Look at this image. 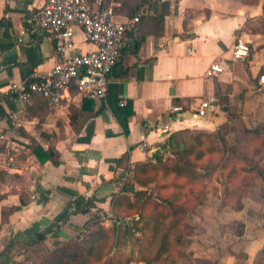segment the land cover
Masks as SVG:
<instances>
[{"label":"crops","instance_id":"1","mask_svg":"<svg viewBox=\"0 0 264 264\" xmlns=\"http://www.w3.org/2000/svg\"><path fill=\"white\" fill-rule=\"evenodd\" d=\"M105 1L113 8L121 2ZM44 2L0 0V264L22 258L20 251L38 233L53 245L85 234L92 216L106 229L115 227L107 217L121 192L117 178H129L135 164L156 154L172 156L163 147L172 133L212 132L234 112L252 125L264 122V85L258 84L264 34L257 28L262 0H150L134 13L145 9L146 17L125 33L103 100L91 102L71 86L57 105L37 95L23 105L6 94L10 83L31 80L57 60L51 32L27 21ZM239 37L248 42L249 54L234 60ZM75 42L76 52L93 48L80 29ZM213 64L222 71L209 76ZM201 99H210L213 108L196 116ZM122 101L132 102L131 115L113 113ZM172 105L182 110L172 112ZM33 141L51 158L41 163ZM217 205L197 211L201 227L190 236L194 256L214 264H253L264 249V199L247 196L241 208Z\"/></svg>","mask_w":264,"mask_h":264},{"label":"trees","instance_id":"2","mask_svg":"<svg viewBox=\"0 0 264 264\" xmlns=\"http://www.w3.org/2000/svg\"><path fill=\"white\" fill-rule=\"evenodd\" d=\"M149 1L121 0L120 6L113 8L114 14L131 17L136 10L149 3ZM251 2H257V0H251ZM103 5L107 6L105 0ZM162 5L165 6L167 3L164 2ZM145 13L144 9L139 22L132 29H138L146 17ZM257 28L264 34V0H262L261 22ZM74 89L77 91L75 86ZM89 100L94 102L92 99ZM116 106L119 110L112 107V111L116 116H129L133 112L131 101H127L122 107H119V103ZM244 118L245 121L242 122V126L245 129L247 139L249 141L262 140L260 139L262 137V144H264V134L262 133L264 126H261V128L255 127L249 122L248 118ZM220 126L218 127L220 128ZM217 129L212 132L199 129H183L174 132L163 144V147L168 146L172 156L163 159L156 154L153 159H147L133 166L129 181L125 183L120 193L113 196L112 211L120 219L129 214L138 215V218L142 220L140 225L135 226L133 222L126 223L123 233L120 234L115 227L104 228L100 224L99 216H92L84 224L85 234L76 235L65 241H58L54 248L47 250L39 263H32L29 260L32 257L31 250L35 247L38 249L44 247L45 233H38L20 251L25 256V261L20 263L129 264L133 259L134 252H137L140 258L149 260L152 258L159 259L164 255L167 256L173 248H180L183 245L182 236L188 228L187 208L190 206L189 204L193 206L204 204V182L210 181L217 170L215 166L213 169H207V165L204 166L202 171L197 169L205 156L214 154L219 150L218 147L212 144L213 141L211 140L212 133L216 132ZM181 135H184V138H179ZM183 144L186 145L178 151V147ZM3 148L4 145L0 142V152ZM31 149L41 163L51 158L50 151L43 150L34 141ZM233 158H240L243 162L240 169L244 173L250 174V179L246 182L244 177L245 184L243 186H245L246 189L244 190L247 192L248 188H251V179L264 177V161H260L259 157L256 158L247 154H242L240 157L238 155L232 156L231 159ZM236 174L237 172L234 170L229 171L227 178L231 180ZM0 175L1 178H4V173H0ZM201 184L203 185L200 186ZM197 186L199 189L196 190L195 187ZM21 203H26L23 198H21ZM241 206L242 204L237 208H241ZM134 233L141 234L142 238L137 241ZM128 240L134 241L135 246L138 244L137 251H132L123 262L117 257L118 254L122 255L121 252H114L108 263L103 261L113 247L125 245ZM11 264H18V262L11 261ZM253 264H264V249L260 250Z\"/></svg>","mask_w":264,"mask_h":264},{"label":"built area","instance_id":"3","mask_svg":"<svg viewBox=\"0 0 264 264\" xmlns=\"http://www.w3.org/2000/svg\"><path fill=\"white\" fill-rule=\"evenodd\" d=\"M104 0H45L44 4L32 12L27 21L31 25L51 32L57 60L46 71L33 74V79L10 83L6 94L16 98L23 105L33 95H39L51 105L59 104L71 86L78 93L94 101L106 97L110 74L120 57L122 40L127 31L139 22L142 13H136L123 20L116 18L111 5L104 6ZM80 29L85 40L93 45L87 52H76L75 34ZM249 54L248 42L241 37L236 40L232 51L234 60L243 59ZM218 64L207 71L211 76L221 72ZM258 84L264 85V73L258 76ZM125 105L122 101L120 106ZM210 99H201L195 109L196 116L212 111ZM172 112L182 110L179 105L170 107ZM4 138V135H0ZM128 181V173L116 180L120 191ZM114 226H124L126 221L108 214Z\"/></svg>","mask_w":264,"mask_h":264},{"label":"rangeland","instance_id":"4","mask_svg":"<svg viewBox=\"0 0 264 264\" xmlns=\"http://www.w3.org/2000/svg\"><path fill=\"white\" fill-rule=\"evenodd\" d=\"M238 113H231L229 120L224 125L220 126V128L218 127L219 129H217L216 132L212 133V144L218 147L219 150L214 154L212 153L205 156V158L201 160L199 166L197 167L198 170L202 171L205 165H207V169H213L215 166V169L217 170L210 181L204 182V204L197 206L189 204L190 206H188L187 208L188 228L182 236L183 245H181V247L177 249L173 248V250L168 253L167 256L164 255L159 259L152 258L149 260H144L140 258L137 252H134L133 259L129 264H214L207 258H199L194 256L195 252H197V248H191L190 236H196L198 234L197 230H199V228L201 227L200 223H198V220L195 219V216H199L197 212L198 209L205 205L209 206L210 209H212L213 204L216 203H218V207L232 206V208H236L242 204V199L247 196H256V198H260L261 196L264 199V177H255L256 179H251V188H248V191L246 192V190H244L246 188L243 185L247 180L250 179V174H246L240 169L243 165V162L240 160V158L231 159L232 156L238 155L240 157L242 154H247L248 156H254L256 158L259 157L260 161H264V144H262L263 138H260L262 140L249 141L247 139V136H245V129L242 126V122L245 121L244 115L240 112ZM250 121L252 120H249V122ZM250 123L252 124V122ZM253 126L261 128V126H264V122H260ZM262 133L264 134V131H262ZM179 138H184V135L179 136ZM185 145L186 144L180 145L178 147V151ZM232 170L236 171L237 174L234 175V177L230 180L227 178V173ZM202 185L203 184H201L200 186ZM195 189H199L198 186L195 187ZM121 219H124L126 223H128V221H131L135 226L140 225L142 222V220L138 218V215L132 214H129L125 218ZM125 225L121 226L120 224L119 226H115V228L118 230V232H120V234H122ZM236 225L237 232H239L241 230V224L236 223ZM134 237H136V240L138 241L142 238V235L139 233H134ZM58 241L59 240L53 242V245H47L44 243L45 248H33L30 253L32 257H30L29 260L32 263H39L42 259L41 257L45 255L47 250L54 248ZM137 246L138 244L135 246L134 241L131 242L128 240L125 245H118L113 247L110 253L103 259V261L108 263L110 257L114 254V252H121V254L124 256L118 254L119 256L117 257L123 262V260L127 258L128 255L132 253V251L138 250ZM12 261H16L18 262V264H21L20 262L25 261V256L18 260L14 259Z\"/></svg>","mask_w":264,"mask_h":264},{"label":"water","instance_id":"5","mask_svg":"<svg viewBox=\"0 0 264 264\" xmlns=\"http://www.w3.org/2000/svg\"><path fill=\"white\" fill-rule=\"evenodd\" d=\"M120 121L122 122V124H123L124 126H126V123H125V117H121V118H120Z\"/></svg>","mask_w":264,"mask_h":264}]
</instances>
